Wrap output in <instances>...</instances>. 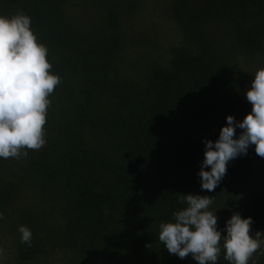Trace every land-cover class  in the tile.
Returning <instances> with one entry per match:
<instances>
[{
    "label": "trees",
    "instance_id": "1",
    "mask_svg": "<svg viewBox=\"0 0 264 264\" xmlns=\"http://www.w3.org/2000/svg\"><path fill=\"white\" fill-rule=\"evenodd\" d=\"M139 1L0 0V15L30 17L61 81L45 145L0 158L7 264H63L45 258L59 243L102 264H197L158 239L186 193L213 197L222 235L238 212L264 240V158L254 146L228 163L214 192L198 175L204 141L218 139L227 115L251 111L245 92L264 66V0H167L178 34L150 46L128 31ZM75 6L89 7V18L74 17ZM222 245L216 264H230ZM248 264H264V243Z\"/></svg>",
    "mask_w": 264,
    "mask_h": 264
},
{
    "label": "clouds",
    "instance_id": "2",
    "mask_svg": "<svg viewBox=\"0 0 264 264\" xmlns=\"http://www.w3.org/2000/svg\"><path fill=\"white\" fill-rule=\"evenodd\" d=\"M47 55V47L38 42L31 29L29 16L23 12L0 15V158L27 157L26 149L38 151L46 143L49 96L61 82L51 71ZM245 96L251 111L240 121L227 115L218 139L204 141V159L198 173L202 190L214 192L227 173L228 163L246 155L250 145L264 158V66L255 71ZM236 128L241 129L238 136ZM181 199L186 206L174 213V221L159 225L158 239L170 254L180 259L190 256L197 264H216L222 241L225 260L248 264L264 243L260 231L250 234L251 217L233 212L222 235L216 210H210L213 197L186 193ZM18 231L21 242L31 246V230L20 225Z\"/></svg>",
    "mask_w": 264,
    "mask_h": 264
},
{
    "label": "rangeland",
    "instance_id": "3",
    "mask_svg": "<svg viewBox=\"0 0 264 264\" xmlns=\"http://www.w3.org/2000/svg\"><path fill=\"white\" fill-rule=\"evenodd\" d=\"M166 2L167 0H140L137 11L130 16L128 31L133 34L130 37L134 38L135 41L141 40L143 44L149 46L162 41H173L178 34V28L167 12ZM87 3L90 4V1H87ZM70 12L74 17L79 18L81 16L84 20V18H89L91 9L87 6H75L70 9ZM135 62L138 64L139 59L134 58V65L137 66ZM138 74V71L134 70V75ZM10 246V237L0 232V248H3L0 263L4 262V264H7L5 259L6 257L8 258L7 254L9 253ZM46 249L47 251L50 250V253L45 257L49 261L54 260L57 262L58 259H61L63 264H102L97 259H89L86 254L81 256L76 250L65 248L61 243L53 247H47ZM147 252L153 255L155 250L149 248ZM45 258L43 257L41 260H45ZM140 259H143V257H140Z\"/></svg>",
    "mask_w": 264,
    "mask_h": 264
}]
</instances>
